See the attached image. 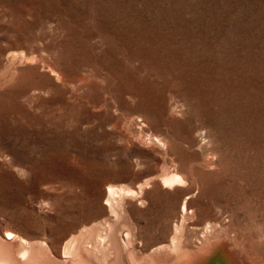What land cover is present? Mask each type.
I'll return each instance as SVG.
<instances>
[{"label": "rangeland", "instance_id": "rangeland-1", "mask_svg": "<svg viewBox=\"0 0 264 264\" xmlns=\"http://www.w3.org/2000/svg\"><path fill=\"white\" fill-rule=\"evenodd\" d=\"M208 225L229 264H262L264 0H0V237L61 260L110 228L163 264Z\"/></svg>", "mask_w": 264, "mask_h": 264}, {"label": "bare ground", "instance_id": "bare-ground-1", "mask_svg": "<svg viewBox=\"0 0 264 264\" xmlns=\"http://www.w3.org/2000/svg\"><path fill=\"white\" fill-rule=\"evenodd\" d=\"M180 177H181V175L174 171V173L164 175L163 179L164 180H166V179H168V180L169 179H178ZM166 182H167V180H166ZM173 182H175V181H173ZM114 188L115 187H112V186L107 188V201H106V203H108L110 211H112V212L115 210V207L113 206V204L109 203V201L111 200V199L109 200V198H110L111 194H113L115 191H117ZM119 188L121 190H123V192L126 194L134 193L133 192L134 190H132L129 187H125V188L119 187ZM117 192H119V191H117ZM187 210H188V204L185 200L183 203V206L181 208V220H180L178 225L174 226V233H173V236L171 238L172 243H175L180 236L179 231L182 228V226H180V225H183L182 220L184 219L183 217L185 215V212H187ZM110 224L113 225L112 223H110ZM205 232H211L209 230V225L206 226V229L204 231V235H206L205 237L207 239H206L205 243H203L200 248H198L196 250H190L188 248L187 249L181 248L180 253L178 254L177 258L175 259V261L173 260L174 262H169V263L166 262L163 264H194L201 257L207 255L210 251H212L216 247L224 248V256L226 258V262H227V264L231 263L233 261V252L230 250L231 247L228 244V238L225 237V240L213 243V241H210L211 238H209L208 234H206ZM82 234H83L82 240L77 244L76 248L73 250L71 248L73 242ZM216 234L218 235L219 233H216ZM93 235H94V233L87 232L84 226L77 233L71 234L67 239L64 240V242L62 244V255H61L62 258H61V260H58V259H55L56 256L54 257V251L51 250V248L47 246L48 244L46 245L44 241H40L39 244H36V243H34L36 241L33 242V240H29V239H26L23 237L18 238L19 240L18 239L16 240L14 238L16 236L15 233L12 231H7V232H5L4 237L3 236L0 237V264H97L98 263L97 259L104 260L107 257V255L112 251L115 253V256L113 259H111L109 264H119V259L121 257V251H122L123 247L128 252H130V249L132 250V253L130 252V256L128 257L130 264H139L138 259L135 257V255L133 253V247H132V240L133 239H132V236L129 234L128 231L125 232V234H124L125 237L123 239H120L117 236V234H115V232H113L109 228L107 231L103 232V234L97 238L98 242H99V246L101 249L95 247L94 241H91V242L87 241ZM250 238H252V237H250ZM256 238H257V236H256ZM260 242H261V240H260ZM262 244L264 246V243H262ZM102 246L107 247L108 250H103ZM89 248L92 249L93 257L90 256L87 252V250ZM254 256H255L254 257L255 259H257L260 263L264 264V254H261V255L255 254ZM150 264H161V262H160V260H158V258L155 257V258H153V260Z\"/></svg>", "mask_w": 264, "mask_h": 264}]
</instances>
